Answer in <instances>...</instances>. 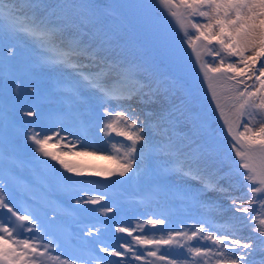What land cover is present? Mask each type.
I'll return each instance as SVG.
<instances>
[{
	"label": "snow or ice",
	"instance_id": "1",
	"mask_svg": "<svg viewBox=\"0 0 264 264\" xmlns=\"http://www.w3.org/2000/svg\"><path fill=\"white\" fill-rule=\"evenodd\" d=\"M157 3L183 37L180 46L173 45L167 52L177 73L173 86L187 88L182 75L183 45H186L230 138L235 154L231 171L240 177L236 185L224 187L220 184L224 177L202 167L206 144H197L193 149L195 140L186 136L189 150L184 151L185 146L178 145L174 136L169 135L163 116L157 123L140 119L131 102L150 101L155 92L139 78L135 66L113 62L100 55L99 47L67 35L61 27L50 26L46 17L28 11L38 7L33 0H0V39L28 41L39 54L41 64L62 70L68 81L64 91L71 102L80 101L86 91L103 108L100 133L105 138L115 136L122 140H108L112 151L106 158L114 163V168L95 175L124 178L131 173L132 179L155 160L164 165V173L187 177L201 185L192 197L195 203H201L199 196L205 191L221 193L230 201V209L215 205L217 212L234 213L223 223L206 216L193 225L172 229L161 213L137 224L135 229L117 227L115 231L126 233L132 243H119L113 249L100 247L99 251L106 256L118 257L116 261L94 259L101 264H131L130 255L139 264H264V260L255 259L258 251L264 252V0H157ZM6 51L8 58L15 55L14 46L10 45ZM146 88L149 90L145 91ZM190 104L193 109L197 107L194 97L190 96ZM24 115L34 117L38 113L29 110ZM189 118L193 136L206 129L198 111L190 109ZM62 132L67 130L55 129L50 135L32 131L27 139L41 156L54 161L65 172L80 176L85 169L63 157L94 152H73L81 141ZM156 136L159 139H153ZM58 146L59 151L50 150ZM239 188L246 191L233 195V190ZM77 191L83 193L76 200L77 205H97L104 199L102 193L93 194L89 188ZM102 211L107 215L113 209L103 207ZM145 225L160 226L162 234L158 238L133 235L134 231L143 232ZM245 229L249 230L247 236L243 234ZM56 231L55 219H49L46 212L41 214L38 207L32 206L18 210L0 190V264H79L77 257L58 254L63 245ZM96 234L90 229L85 232ZM133 245L146 250L141 254Z\"/></svg>",
	"mask_w": 264,
	"mask_h": 264
},
{
	"label": "rangeland",
	"instance_id": "2",
	"mask_svg": "<svg viewBox=\"0 0 264 264\" xmlns=\"http://www.w3.org/2000/svg\"><path fill=\"white\" fill-rule=\"evenodd\" d=\"M119 2L121 5L123 6H128L130 9L133 8V6H153L154 9H156V12L161 15L162 13L164 14V16H160L154 19V23L152 25H149L146 21L136 17V16H132V14H130L129 12V16L130 18L136 22L137 24L143 26L145 28V34L146 37L151 40L162 52H165V47L169 42V37L174 35V29H173V21L172 19L167 15V13L165 12V10L157 3V0H114ZM33 3L36 4V1L33 0ZM85 8V10L87 8H89L90 10L88 11L89 13H93L94 17L97 19V23L95 26H90L87 25L85 27H79V29H85L86 28V32H92V28L97 30L98 32L95 34L96 36H98L101 33H104L106 31H109V35L108 37L111 38L109 40L108 45H116V41H125L127 40L128 44L134 49V52L132 53V57L135 59L134 61L137 60V58L139 57L140 59V63H137L136 69L137 72L140 73L143 76H148L147 77V84H150V88L153 90V84H154V80H157L158 77L162 80H166L168 79L170 87H171V94L175 95L177 94L179 97H177V101L180 100H184L185 96L180 97L181 94L187 95L186 96V101L188 103V106L192 108L191 104H190V96L195 98L196 101V105L198 108V110L201 112L202 114V120L204 121L206 128L208 125L213 126L215 125V114H214V107L213 104L211 103V101L209 100V98H207L206 96L203 95V93L201 92L200 87L198 86L197 82H191V83H187V88H175L173 86V81L176 77V75H174L173 73H171L170 71H164V67L157 62V60H155V58L153 57V55L151 54V52L145 49V45L144 43L141 41L138 33L135 30H130L129 27H127V24L125 22H123V19L119 13V10L117 8V6L114 5L113 1L110 0H84V2L82 3ZM29 11L31 9H28ZM62 26L64 29L65 27H69L71 25H74V23H62ZM103 38L105 40H107V36H103ZM84 40V39H83ZM85 41V40H84ZM107 42V41H106ZM109 46H107L106 44H104V48H107ZM138 47H140L139 49H137ZM102 56H106L109 59H112V55L108 56V52L104 51V53L102 54ZM207 59L211 60V57H207ZM21 65L19 69L22 70V79L24 80H31L33 81V83L39 82L40 78L47 72V69L45 67H42L40 71L39 68H33V69H29L28 65L29 62L26 58L21 59L20 61ZM185 66H189V61L186 60V62H184ZM183 64V65H184ZM3 71H4V67L0 66V76L3 75ZM25 77V78H24ZM45 78V76H44ZM141 79V77H139ZM250 82V81H249ZM206 84V83H205ZM0 85H3L0 81ZM207 86V84H206ZM174 88V89H173ZM8 91L12 92V90L10 88H7ZM178 91H175L177 90ZM32 93V92H31ZM168 90L166 91V93H163V88L161 86H159L156 89V100L162 102L166 99V95H167ZM210 93V92H209ZM211 95V94H210ZM95 102H97L94 99ZM159 102V103H160ZM46 104L44 103H39L37 106L39 107L37 110H33L34 112L39 114V110L40 108L45 107ZM158 105V104H157ZM155 106V105H154ZM153 106V109L155 108ZM175 103H173L170 99L169 102L167 103L166 109L163 108V106L161 104H159L158 106V110H155V115L149 117V121H157L156 118H160L161 116H164L166 114V110H175ZM196 107V108H197ZM115 108V106H114ZM195 109V108H194ZM100 111H102L103 113V108L100 107L97 103V115L100 114ZM196 111V110H194ZM211 114V115H210ZM168 115V114H167ZM155 116V118H154ZM211 116L213 118H211ZM102 117V116H101ZM100 117V122L103 121V119H101ZM156 119V120H155ZM53 119H51L50 121L47 120H43L41 121L42 123H49L52 122ZM168 119L164 120V123L168 122ZM222 125L223 121H220ZM50 128V127H49ZM224 147H222V150H225L224 154H230L233 153L231 152V146L229 144L223 145ZM227 149V150H226ZM79 152H84V151H79ZM234 154V153H233ZM235 155V154H234ZM85 157L86 155H80ZM86 166H83L82 168H85Z\"/></svg>",
	"mask_w": 264,
	"mask_h": 264
},
{
	"label": "bare ground",
	"instance_id": "3",
	"mask_svg": "<svg viewBox=\"0 0 264 264\" xmlns=\"http://www.w3.org/2000/svg\"><path fill=\"white\" fill-rule=\"evenodd\" d=\"M2 59L4 60L5 58H2ZM4 62H6V60H4ZM21 66H23V65H21ZM6 68L14 69V67L12 65L11 66H7ZM59 76L60 77L62 76L61 77V79H63L62 83H68V81L64 78L63 73H60ZM0 103H1V109L0 110H3V112H4L3 116H1L2 119H3V123L4 124H2L0 129H5L4 133L10 135L13 130L16 131V133H20V132L23 133L24 129H25V126L31 128L30 126L25 125V124L29 123L30 120H24V117L20 116V113L18 111H16L14 108L10 109L7 100H5V99L4 100H0ZM70 114L71 115H75L76 112H70ZM81 124L85 125L84 122H82ZM1 137L2 136L0 135V139H1ZM20 149L22 150L21 153L28 151L26 148H23V147H20ZM39 160L42 161L43 164L40 165V167L38 166L36 168V170L32 173V175H33V177H36L37 180L41 179L42 181L47 182L48 183V187L47 186L46 187L48 189H51V187H53L54 185L62 184L63 182H66V183L68 182L67 179L66 180H58V179H56V176L58 174V167H56L57 164L54 161H52V160H50L48 158H45L43 156H41V158H39ZM70 163H74L76 165L81 164L79 162V159L77 157H75V156H73L71 158ZM88 164H91V163H88ZM85 166H87V165H85ZM39 168H40V170L38 171L37 169H39ZM77 185H78L79 188H84L83 180L79 179ZM81 195L82 194H79V196H81ZM60 199H61V202H62L61 204H64V206L61 208V209L64 210L63 211V212H65L64 214L68 213V205H70L69 206V210H73V209H71V207H75V206L79 210V215L78 214L75 215L77 218H79V216H80L79 219H81L82 216L90 217L89 216L90 213H87V215H81V212H82L81 211V207L83 205L82 204L77 205L76 203H75V205H73V204L71 205V203H73L74 199H70V198L66 197L65 193H63L61 195ZM92 225H94L93 227H95V226H96V228L98 227L97 224H95V223H92Z\"/></svg>",
	"mask_w": 264,
	"mask_h": 264
},
{
	"label": "water",
	"instance_id": "4",
	"mask_svg": "<svg viewBox=\"0 0 264 264\" xmlns=\"http://www.w3.org/2000/svg\"><path fill=\"white\" fill-rule=\"evenodd\" d=\"M138 15H140L142 18L146 19L148 22H152L153 18L155 17L154 13L148 9V8H143L142 11L140 13H138ZM140 29V32L141 34L143 35V31L141 28ZM181 36H180V33L179 31H177V35L171 40L170 42V45H169V49L175 45V46H180L181 45ZM189 57L192 62H193V65L195 67H197L198 71H199V67L196 65L195 63V58L193 57L192 53L190 50L186 51L183 56H182V60H184L185 58ZM167 62L170 64V62L167 60ZM171 65V64H170ZM172 66V65H171ZM173 67V66H172ZM182 71L185 73V70L182 69ZM191 79H197L199 81V83L202 85V81H201V78L202 76L200 75V72H199V75H193V76H189ZM203 86V85H202ZM203 90L205 91L204 87H203Z\"/></svg>",
	"mask_w": 264,
	"mask_h": 264
}]
</instances>
